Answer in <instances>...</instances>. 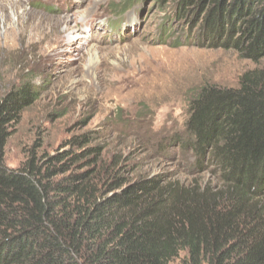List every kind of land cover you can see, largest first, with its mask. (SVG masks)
<instances>
[{
	"label": "trees",
	"instance_id": "16d2710c",
	"mask_svg": "<svg viewBox=\"0 0 264 264\" xmlns=\"http://www.w3.org/2000/svg\"><path fill=\"white\" fill-rule=\"evenodd\" d=\"M182 6L205 13L211 47L224 35L220 47L263 63L237 88L207 85L190 101L189 145L220 185L130 181L99 147L83 156L33 149L8 169V141L37 99L26 83L0 99V264H264V0Z\"/></svg>",
	"mask_w": 264,
	"mask_h": 264
},
{
	"label": "rangeland",
	"instance_id": "374dc122",
	"mask_svg": "<svg viewBox=\"0 0 264 264\" xmlns=\"http://www.w3.org/2000/svg\"><path fill=\"white\" fill-rule=\"evenodd\" d=\"M180 4L0 0V99L26 83L37 93L8 141L6 167L33 149L83 156L99 147L105 166L130 181L218 187L217 168L198 164L189 145L190 101L207 85L237 88L263 63L220 47L224 35L211 47L205 13H179ZM85 136L86 147L71 144Z\"/></svg>",
	"mask_w": 264,
	"mask_h": 264
}]
</instances>
